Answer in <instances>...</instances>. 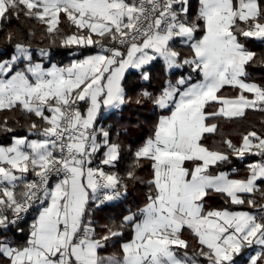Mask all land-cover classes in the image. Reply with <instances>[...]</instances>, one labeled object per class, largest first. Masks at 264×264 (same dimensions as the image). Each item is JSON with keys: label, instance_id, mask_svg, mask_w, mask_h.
<instances>
[{"label": "snow or ice", "instance_id": "obj_1", "mask_svg": "<svg viewBox=\"0 0 264 264\" xmlns=\"http://www.w3.org/2000/svg\"><path fill=\"white\" fill-rule=\"evenodd\" d=\"M21 18L40 26L45 47L33 49L36 28L12 27ZM252 41L264 43V0H196L194 9L193 0H0V141H8L0 142V264H237L256 248L249 264H261L264 121L237 143H204L221 119L264 114V82L250 72L264 68V54L247 46ZM52 48L74 58L45 68ZM159 61V92L130 96L126 73L150 81L149 66ZM145 102L169 114L134 151L129 145L121 175V132L114 139L97 121ZM249 156L259 159L243 178L221 170ZM145 165L143 207H127L98 230L95 213L144 184L137 172ZM211 197L243 210H205ZM126 230L132 238L102 255Z\"/></svg>", "mask_w": 264, "mask_h": 264}, {"label": "trees", "instance_id": "obj_2", "mask_svg": "<svg viewBox=\"0 0 264 264\" xmlns=\"http://www.w3.org/2000/svg\"><path fill=\"white\" fill-rule=\"evenodd\" d=\"M196 0H193V9L195 8ZM13 28H21L25 32L29 27H34L37 29V35L35 39L32 41L33 49H38L41 47H45L47 41H42L39 35L38 24L34 22L30 24H26L23 22V18H21V22L12 21ZM62 31L65 33L68 32L67 22H63L61 25ZM74 31V29H73ZM199 35V34H198ZM247 46L256 51L258 53L264 54V43L258 41L248 42ZM69 49L62 48H52L50 49L51 55L49 58L45 59L44 62L46 64L49 63H57L59 65H66L72 59V56L69 55ZM185 54H187V50L185 49ZM39 59V57H37ZM161 66L162 62H156L153 65L149 66L151 71V80L144 82L141 81L134 71L130 70L129 73H126L125 86L129 90V95L133 96L136 92L141 89H145L151 92L153 95H156L161 89L162 85L161 81ZM252 73V77L256 80V82L261 83L264 82V68H254L250 69ZM198 78V77H196ZM224 95H232L233 90L230 88H225L222 90ZM85 105L81 104V110L84 109ZM211 110V109H209ZM165 111H161L159 109L153 108V105L150 102H145L142 106H136L135 104L127 105L123 108L122 111L119 112H110L108 114L101 113V117L97 121V127L111 126L113 129V138L115 139V131L119 130L121 132V136L119 137L120 142L124 145L123 159L120 164L114 171H118L121 175L124 174L125 169L128 166V163L131 160V156L129 154L128 148L131 146V150L134 151L145 139L152 135L154 126L159 119V116ZM3 114H0L2 117ZM7 115L15 116V113H7ZM261 121H264V114L254 113L249 111L246 117L242 119L236 120H224L221 119L219 121V129L215 134H208L207 139L204 143L210 147H218L221 146L222 139H232L234 143L239 141L240 134L245 130L250 129L253 125L259 129L261 126ZM216 122V121H212ZM125 129L127 130V134L124 135ZM20 135L26 134V129L19 130ZM2 143H7L8 141L2 140ZM258 157H246L243 161L236 160L233 158V163L230 166H224L221 170H227L232 177L235 178H243L246 175V165L253 160H257ZM94 166V165H93ZM232 168H236L237 171L233 173L231 171ZM137 175L140 176L145 183L144 184H136L135 188L130 186L129 195L126 200L123 202H117L115 204L109 205L105 207L101 211H97L95 213L94 219L97 222V228L99 230V226L106 223L107 219L110 217L119 218L122 214H124L125 209L127 207H131L133 211H135L138 207H142L145 203L146 195L148 193L147 181L151 179L150 169L145 165L144 170L138 171ZM256 199L260 202V194H256ZM229 208L230 210L243 209L242 206L237 205H229L225 204L223 200L219 197H211L205 201V210L208 208ZM34 216V213H30L26 218L25 222L21 225L25 229L23 237L27 235V227L31 223V220ZM131 237V230H126L123 237L117 238V241L114 245H110L102 255H111L113 253H117L119 250V246L122 242L126 241ZM185 238H189L190 248L189 252L191 253L195 247L194 241L190 239L189 233L185 231ZM247 250V249H246ZM245 250V251H246ZM245 251L237 257V264H245L247 262V257L245 255ZM264 264V261L261 262Z\"/></svg>", "mask_w": 264, "mask_h": 264}, {"label": "crops", "instance_id": "obj_3", "mask_svg": "<svg viewBox=\"0 0 264 264\" xmlns=\"http://www.w3.org/2000/svg\"><path fill=\"white\" fill-rule=\"evenodd\" d=\"M74 57H72V59H73ZM75 58H79V57H75ZM71 59V60H72ZM162 62V61H161ZM70 63V62H69ZM52 64H57V63H54V62H52V63H49V64H46L45 62H43V66L45 67V68H48V67H50ZM68 64V63H67ZM58 66H63V65H59V64H57ZM161 81H160V83H161V85L163 86V84H164V81H165V77H164V75L161 73ZM199 78V77H198ZM197 78V79H198ZM162 88V87H161ZM83 104V103H82ZM85 108H86V106L84 107V109H82V111H84L85 110ZM104 115L105 114H108V113H110V112H107V113H104V112H102ZM167 114H169L167 111H165L164 113H162L161 115H167ZM160 115V116H161ZM159 116V117H160ZM31 138H35V137H31ZM259 159V158H258ZM224 171H227V170H224ZM30 179L32 178V177H29ZM232 178H235V177H232ZM143 207V206H142ZM211 209H220V208H214V207H211V208H208L207 210H211ZM221 209H223V208H221ZM239 210H243V209H236V210H232V211H239ZM132 238V233H131V237L129 238V239H127L126 241H128V240H130ZM126 241H124V242H126ZM123 243V242H122ZM259 250V248H256L255 249V251H253L252 249H247L246 251H245V255H246V257H247V262L245 263V264H249V256H251V255H255V252L256 251H258Z\"/></svg>", "mask_w": 264, "mask_h": 264}, {"label": "rangeland", "instance_id": "obj_4", "mask_svg": "<svg viewBox=\"0 0 264 264\" xmlns=\"http://www.w3.org/2000/svg\"><path fill=\"white\" fill-rule=\"evenodd\" d=\"M258 250V249H257ZM259 251V250H258Z\"/></svg>", "mask_w": 264, "mask_h": 264}]
</instances>
